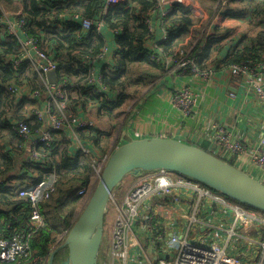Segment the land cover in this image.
I'll use <instances>...</instances> for the list:
<instances>
[{
  "label": "built area",
  "instance_id": "built-area-1",
  "mask_svg": "<svg viewBox=\"0 0 264 264\" xmlns=\"http://www.w3.org/2000/svg\"><path fill=\"white\" fill-rule=\"evenodd\" d=\"M75 1L67 0L69 4ZM125 2L126 0H105L99 20L84 19L80 15H74L69 19L61 16V22L65 25L71 23L80 26L85 31L96 28L100 34L108 8L123 5ZM175 2L183 4V1L177 0L166 3L172 5ZM171 11L172 9H164L161 14L162 42H168L171 37L170 30L165 28V18ZM21 15L22 9L11 13L0 6V30H5L13 36L21 51L16 57H6L0 68L2 65H11L18 71L22 65L28 66L36 71L44 85V91L35 90L25 96L22 94L24 88L9 86L7 89L8 94L16 101L21 102L26 99L25 106L31 102L36 101L40 104L47 100L46 104L34 113L35 119L40 123L39 130L32 132L24 122L12 124L13 131L28 142L25 164H34L43 171V174L36 173L33 180L27 181L24 187L16 191L20 198L27 201L29 213L24 218L20 215L12 216L8 222V231L0 233V264H49L50 256L56 249L44 257L34 253L32 248L33 239L47 226L43 203L57 192L58 170L46 166L48 162L44 154L45 149L58 148L55 146L58 144V135L68 130L77 141L79 155L87 158L91 164L92 174L98 179H101L110 155H99L93 143L94 146H88L79 139L78 133L91 134L95 127L88 120L72 118L67 114L70 106L69 82L58 78L60 55L40 48L38 40L26 33L27 22L20 18ZM63 24L61 29L64 30L66 26ZM211 35L212 33H207L206 38ZM191 52V49H186L181 44L173 55H168L160 44H155L150 58L153 62L162 64L168 71L165 79L169 76L187 75L208 84L214 81L218 73L224 72L229 78L242 83L249 93L255 95L264 112V59L249 60L229 66L222 63L212 64L214 66L201 68L198 57H193ZM107 56L108 48L104 47L97 57L83 61L86 71L85 83L93 93L101 94L107 90L97 66L98 63H102L107 67H114L115 57L111 60L112 64L111 61L106 62ZM52 72L57 75L56 83H51L48 77ZM202 97L201 92L190 86L174 88L170 106L183 117L191 118ZM262 123V130H257L253 136H243L235 128L215 122L212 125L213 134L208 138L223 153L219 150L206 151L264 184V179L255 177L245 170L253 167L264 172V120ZM123 137L130 138V135L125 133ZM172 173L166 170L146 172L143 173L146 174L144 180L138 185L123 192L120 184L113 191L107 207V212L115 215L110 238V263L99 264H242L239 253V243L242 241H250L259 248L258 263L264 264V213L235 202L194 179L179 175L173 177ZM16 183L17 181L13 180L8 185L15 186ZM184 192L191 193L198 200L195 211L193 216L188 218L186 229L180 234L173 233L167 240L168 228L155 212V204L157 199L173 204L183 203ZM89 195L88 187L78 192L79 198L89 200ZM202 201L219 205L233 217V223L226 231L228 238L225 243H210L193 236V226L201 213ZM216 229L222 230L219 227ZM155 231L158 233L156 239L151 237ZM250 232H255L256 235H249ZM149 247L157 254L155 261L152 259ZM159 255L162 257L159 258Z\"/></svg>",
  "mask_w": 264,
  "mask_h": 264
},
{
  "label": "trees",
  "instance_id": "trees-1",
  "mask_svg": "<svg viewBox=\"0 0 264 264\" xmlns=\"http://www.w3.org/2000/svg\"><path fill=\"white\" fill-rule=\"evenodd\" d=\"M155 1L126 0L123 5L109 7L104 15V26L120 32L116 40L119 50L116 53L118 55L115 57L114 67H107L102 63H98L97 66L102 74V82L109 90L117 94L116 103L113 101L109 103L104 95L93 93L85 83L86 71L83 61L99 54L104 45L102 31L100 34L96 28L85 31L80 26H74L71 23L65 25L61 22V16L69 19L74 15H80L84 19L99 20L105 0H76L71 4L67 0H0V5L9 11L17 12L22 4L20 18L27 22L26 33L38 40L41 49L60 55L57 75L60 80L66 79L69 82L70 106L67 114L76 118L75 108L82 104L86 106L91 104L90 106L96 107L101 115L112 116L114 109L122 107L130 98L136 99L145 88L153 87L160 80L165 79L168 71L162 64L153 62L150 58L152 51L148 52L145 49L146 41L152 38L145 16L147 12L155 9L158 4ZM225 1L237 5V0H201V5L210 10L213 4L219 3V11ZM241 2L247 7L241 10L228 9L226 14L238 19L250 16L258 23H262L260 20L264 18V0H241ZM190 15L189 8L176 3L172 12L166 16L165 28L170 30L171 37L168 42L161 43V46L168 55H173L181 45V40L188 35L192 25ZM62 24L66 26V29H61ZM209 40L210 47L207 46L201 50V43H198L191 52L193 57H198V64L201 68L212 64L222 63L229 66L244 61L264 59V30L258 32L253 38L242 39L221 61H215L213 57L215 53L223 50L226 37H221L220 29H216ZM20 53L16 39L5 30H0V64H3L6 57H16ZM9 86L39 91L45 89L33 69L28 66L22 65L18 71L11 65H2L0 68V233L8 231V222L12 216L20 215L24 218L29 213L28 203L18 196L17 189L24 187L27 181L33 180L36 173L43 174V171L36 168L34 164H25L28 142L12 129L14 122H24L34 132L39 130L40 123L35 119L34 111L30 116L26 114L28 111V108L25 110L26 99L18 102L8 94ZM146 94L147 92L144 95ZM38 103L35 101L29 105L38 108ZM100 135L99 131H93L91 134L81 132L80 138L96 146L100 145L102 138ZM61 142L66 143L59 134L58 144L55 145L58 148L45 149L44 153L48 162L46 166L58 170L57 192L43 203V214L47 226L32 241L34 253L44 257L61 245L59 235L62 233L60 232L70 231L77 221L72 222V213L67 218L61 216L64 223L62 222V228L59 230L60 227L57 228L47 217V209L52 208L55 202L54 209L59 214L65 205L78 202L77 193H74L72 198L70 197L72 201L64 199L67 193L64 192V188L71 187L72 189L74 183L81 184L79 189L88 187L91 177L90 162L73 167L72 160L67 155L65 156L64 152L62 154L59 152ZM13 180L17 181L16 185L9 186L8 183ZM105 244L104 239L103 245Z\"/></svg>",
  "mask_w": 264,
  "mask_h": 264
},
{
  "label": "crops",
  "instance_id": "crops-1",
  "mask_svg": "<svg viewBox=\"0 0 264 264\" xmlns=\"http://www.w3.org/2000/svg\"><path fill=\"white\" fill-rule=\"evenodd\" d=\"M168 1L170 0H156L158 4L155 9L146 13V23L147 20H149L147 25L152 34V38L145 43V49L148 50V52L152 51L155 44L161 45V43H163L161 14L164 9H173L174 4H176L175 2L170 5L166 3ZM177 1H183V5L191 10L190 17L192 25L188 35L181 40V44L184 48L193 51L195 46L201 43V50H203L205 47L209 46V41L211 40L206 38V34L214 33L216 29H220L221 37L228 38L223 42V50L215 53L213 57L215 61L224 60L230 54V49L237 45L242 39L248 40L253 38L258 32L264 30V18L260 20L262 23H258L250 16L240 19L228 16V14H226L228 9H236V6L231 2L229 5V1H225L223 7L219 11V3L215 4L214 9L207 10L201 5V0ZM0 6L8 12L14 13L7 10L3 5ZM20 9H22V4L19 7V10ZM119 33L118 30L113 31L106 27V25L102 29L104 45L99 54L104 47L108 48V56L106 57L107 63L113 60L119 50L116 41ZM110 63H112V61ZM182 86H190L203 95L202 100L197 105L191 118L183 117L178 111L171 109L170 106L174 88H180ZM32 91L34 90L24 88L22 94H24V96L29 95ZM144 92H147V94L144 95L145 93H143L140 97L143 95L144 97L141 99L139 98L140 100L137 99L135 105L130 109L128 120L123 127H120L118 124L117 117L113 116L121 107L114 109L112 116L109 117L101 115L96 107L90 106L91 104L87 106L82 104L75 108L74 112L77 116L76 118L88 120L94 125V131H99L101 133L102 138L100 140V145H96L99 155L109 154L111 156L118 147L133 140L157 137L183 141L209 152L219 150L223 153V151L208 138L213 134V123L218 122L227 127L235 128L243 136H253L257 130H262L264 112L257 97L249 93L242 83L239 81L237 82L236 79L229 78L224 72L218 73L214 81L208 84L207 82L187 75L169 76L166 79L163 78L160 80L157 85L145 89ZM101 94L107 98L109 103L110 101L116 103L118 100L117 94L108 88ZM75 98L76 97H74V99ZM46 101L47 100L40 104L38 103V108L43 107ZM117 128L118 130H116ZM125 133L129 134L130 138L127 137L125 139L123 137ZM78 134L81 140L80 133ZM114 134L118 136L116 138L117 143L105 149L104 144L107 143ZM61 137L66 143L61 142L59 152L61 154L64 152V155H67L69 159L72 160L73 167L81 166L88 162L87 158L79 155L77 141L68 130L60 133V138ZM82 142L86 143L88 146H94L90 141ZM59 157L62 159L61 156ZM245 170L255 177L264 179V172L256 168L248 167ZM145 176L146 174H142L139 177L132 174L127 175L121 183L120 189L125 192L127 189L141 183ZM172 176L177 177L178 174L172 173ZM183 196L184 201L180 204L167 203L161 199H157V203L155 204V212L163 223L167 225V240L173 233L180 234L186 229L187 220L189 217L193 216L195 211L198 201L196 197L188 192H184ZM64 199L71 200L70 196H65ZM200 210L201 213L197 223L193 226V236L207 240L210 243H225L228 238L226 232L227 228L233 223V217L230 213H226L222 207L217 204L213 205L208 201H202L200 203ZM114 219L115 215L113 213H106L105 230L110 229L112 231ZM72 222H75V220H72ZM217 227L222 228V230L216 229ZM68 232L69 231H66L64 233V239L67 238ZM251 234L256 235L255 232H250L249 235ZM157 235L158 233L155 231L151 237L156 239ZM110 244L109 241L103 245L99 263L101 260L102 263H110ZM149 250L152 254L153 261H155V259H157V254L151 247H149ZM239 253L242 257V264H259L260 250L250 241H242L239 243ZM62 255H64V253ZM161 257L162 256L159 255V258ZM165 257L167 258L168 256L166 255ZM65 258H63V260Z\"/></svg>",
  "mask_w": 264,
  "mask_h": 264
},
{
  "label": "water",
  "instance_id": "water-1",
  "mask_svg": "<svg viewBox=\"0 0 264 264\" xmlns=\"http://www.w3.org/2000/svg\"><path fill=\"white\" fill-rule=\"evenodd\" d=\"M57 82L54 72L48 75ZM166 170L194 179L240 204L264 213V184L206 150L169 138L136 139L110 156L101 179L83 212L68 232L64 244L50 256L55 264H99L105 236L108 202L127 175Z\"/></svg>",
  "mask_w": 264,
  "mask_h": 264
},
{
  "label": "rangeland",
  "instance_id": "rangeland-1",
  "mask_svg": "<svg viewBox=\"0 0 264 264\" xmlns=\"http://www.w3.org/2000/svg\"><path fill=\"white\" fill-rule=\"evenodd\" d=\"M208 1V0H207ZM156 2V1H155ZM212 3H215V2H212ZM211 3V4H212ZM210 4V5H211ZM217 4V3H215ZM215 4H213V9L215 8ZM230 5V3H229ZM235 5V4H233ZM236 6V9L237 10H241L245 7H247L243 2H241V0H237V5ZM228 39V38H226ZM34 71V74L36 75L37 79L40 81V78L38 77L36 71L33 69ZM43 85V84H42ZM44 86V85H43ZM149 88V87H148ZM23 89V88H21ZM146 89V88H145ZM144 89V90H145ZM35 91V90H34ZM39 91V90H37ZM143 93H145L144 91H142L137 97L136 99L135 98H130L129 100H127L123 105L122 107L117 110L114 114L115 117H117V121H118V124L120 125V127L124 126L125 123L127 122L128 120V116H129V112H130V109L135 105V102L137 101L138 97H140ZM12 97V95H10ZM13 98V97H12ZM9 99L11 100V98L9 97ZM28 108V111H27V115L30 116L32 115L33 111L34 113H36L39 108H37L36 106H32V105H28V106H25V110ZM35 109V110H34ZM133 110V109H132ZM131 110V112H132ZM117 123V122H116ZM118 130V128L116 129ZM118 136L117 135H112L111 139L109 141H107V143L104 144V147L105 149L108 147V146H113L114 144L117 143L116 141V138ZM100 179H98L97 177L94 176V174H92V171H91V177L89 178V184H88V194H90L89 196L92 195L93 191L95 190V188L97 187L98 183H99ZM79 186H81V184L79 183H74V186L72 189H70L71 187H68V188H64V192L66 191L67 193L65 194V196H70L72 198V196L74 195V193H78V191L80 190L79 189ZM70 189V190H69ZM64 196V195H63ZM70 198V199H71ZM90 198V197H89ZM72 201V200H71ZM87 201H88V198H79L78 202L76 203H73V204H67L65 205L62 210H60V213L58 214L57 211L54 209V207H56V204L55 202L54 203V206L52 208H48L47 209V217H49L51 219V222L53 221L54 225L59 228V230H61V225L62 224V219H61V216L67 218L70 213L73 214V221L75 220H78L79 216L81 215V213L83 212L86 204H87ZM53 210H54V213H53ZM64 223V222H63ZM113 231V230H112ZM112 231L110 229L108 230H105V243H108L110 241V236L112 234ZM66 231H61L60 234L62 233L63 235H59V242L61 243L60 246H62L66 240V238L64 239L63 236H64V233ZM58 246V247H60ZM57 247V248H58ZM56 248V249H57ZM63 254V253H62ZM66 257V254L64 255H61V257H57V262H55V264H59L61 262V259L65 258ZM107 261V259H106ZM100 263H102V260L100 261Z\"/></svg>",
  "mask_w": 264,
  "mask_h": 264
},
{
  "label": "clouds",
  "instance_id": "clouds-1",
  "mask_svg": "<svg viewBox=\"0 0 264 264\" xmlns=\"http://www.w3.org/2000/svg\"><path fill=\"white\" fill-rule=\"evenodd\" d=\"M173 10V9H172ZM172 12V11H171Z\"/></svg>",
  "mask_w": 264,
  "mask_h": 264
}]
</instances>
